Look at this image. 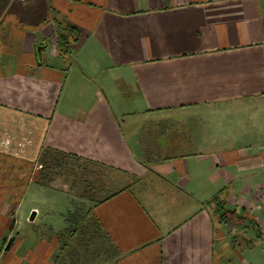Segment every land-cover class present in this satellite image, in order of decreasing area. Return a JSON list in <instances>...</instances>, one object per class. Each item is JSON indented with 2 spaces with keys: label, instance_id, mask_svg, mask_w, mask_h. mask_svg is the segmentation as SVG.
Returning a JSON list of instances; mask_svg holds the SVG:
<instances>
[{
  "label": "crops",
  "instance_id": "1",
  "mask_svg": "<svg viewBox=\"0 0 264 264\" xmlns=\"http://www.w3.org/2000/svg\"><path fill=\"white\" fill-rule=\"evenodd\" d=\"M17 2L0 17V264H57L80 208L112 264H264V0ZM52 12L79 33L67 55ZM53 148L90 163L93 198L113 192L71 204V179L38 170ZM214 198L247 220L219 222Z\"/></svg>",
  "mask_w": 264,
  "mask_h": 264
},
{
  "label": "rangeland",
  "instance_id": "2",
  "mask_svg": "<svg viewBox=\"0 0 264 264\" xmlns=\"http://www.w3.org/2000/svg\"><path fill=\"white\" fill-rule=\"evenodd\" d=\"M15 2H17V0H0V17L3 15L5 10ZM58 19H60V21H64L60 17H58ZM60 31L65 35H69L70 33L67 31ZM67 49H69V46H67ZM47 152L49 155H51L50 157L47 155V157L50 158L49 162H47V164L44 163V160H41L38 165V170L45 171L48 169L47 173H51L50 175L54 176V179L58 181L66 180L67 178L71 179L72 184H70V188L68 189V192L71 193V196H73L71 204L76 202V205H80L78 202H81L82 198H85V200H104V196H106V194L113 192L114 188H110L109 185V192L106 191V193L104 192V195L93 198V193L94 195L95 193L97 194L98 189L103 185V182L101 178V181L98 180V174L95 176L91 175L90 170L92 171V169L89 166L90 163L79 156L67 154L58 149L53 148ZM50 166L53 168L49 169ZM45 182L47 183L48 181H44V183ZM84 196H91V198H86ZM219 202L223 203L222 206L224 207V213L228 212V215H225L223 221L216 212V203L213 202L209 206L210 211L217 217L219 222L224 224L230 218L234 219L236 222H238L237 220L240 219L242 220L239 222L244 220L242 216H238L234 212L228 211L226 202L224 200L219 199ZM81 209L82 208H80L79 211H75L73 214L69 215V226L66 231L61 234L64 245L60 257L57 259V264H112L110 261H105L109 259L110 256L112 257L115 252L111 240L98 226L97 222H95L93 219L86 218L84 213L85 209ZM247 223L248 227L254 230L256 237H258L261 230L258 228L254 229L253 223Z\"/></svg>",
  "mask_w": 264,
  "mask_h": 264
},
{
  "label": "trees",
  "instance_id": "3",
  "mask_svg": "<svg viewBox=\"0 0 264 264\" xmlns=\"http://www.w3.org/2000/svg\"><path fill=\"white\" fill-rule=\"evenodd\" d=\"M58 14L55 12H52V15H50L49 21H52L55 24V28H56V34H57V49L58 52L61 55H67L69 54V49H67V46H69L71 43L73 42H77L78 38H79V33L77 30H75L74 28L70 27L69 25H67L64 21H60V19H58ZM67 31L70 32L69 35H65L64 33H61V31ZM71 35V36H70ZM71 40H70V37ZM47 156V155H46ZM76 157V156H74ZM47 158V157H46ZM77 158V157H76ZM54 161V159H53ZM88 162V161H87ZM215 202L216 203V209H217V214L220 216V219L223 221L225 215H228V212L224 213V207L222 206L223 203L219 202L218 198H214L212 199L211 203ZM237 220L238 222L241 221ZM247 219L244 218L243 221H246ZM253 223V222H251ZM253 226L255 229H257L258 227L256 226V224L253 223ZM258 237H261V233L259 234Z\"/></svg>",
  "mask_w": 264,
  "mask_h": 264
},
{
  "label": "water",
  "instance_id": "4",
  "mask_svg": "<svg viewBox=\"0 0 264 264\" xmlns=\"http://www.w3.org/2000/svg\"><path fill=\"white\" fill-rule=\"evenodd\" d=\"M44 46V44H38L36 45V57L38 60L39 65L41 64V49Z\"/></svg>",
  "mask_w": 264,
  "mask_h": 264
}]
</instances>
